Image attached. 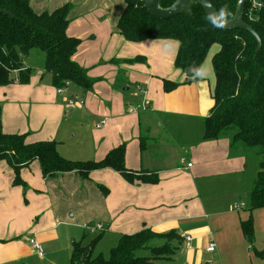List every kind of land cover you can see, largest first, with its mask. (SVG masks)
<instances>
[{
  "label": "crops",
  "instance_id": "obj_1",
  "mask_svg": "<svg viewBox=\"0 0 264 264\" xmlns=\"http://www.w3.org/2000/svg\"><path fill=\"white\" fill-rule=\"evenodd\" d=\"M115 1L30 0L36 12L71 4L66 34L80 39L72 59L96 81L89 91L67 84L57 92L50 75L43 76L44 55L33 48L26 58L34 53L39 62L33 67L25 58L24 66L31 70L28 82L20 83L15 76L0 86V123L4 133L23 134L26 143L56 142L58 153L70 160H100L123 145V164L134 180L108 167L93 170L86 178L76 172L43 176L33 159L19 169L24 185L14 184V170L0 159V264H51V255L57 252H65L70 261L72 244L77 240L83 244L88 234L83 225L96 222L103 225L96 237L115 241L142 228L174 231L181 243L168 260L182 256L183 264L221 260L223 264L228 257H240L242 264L244 255L264 261V250L255 248L253 237L248 240L241 229L252 212L246 206L252 188L243 171L247 155L233 150L227 137L203 138V119L213 105L211 58L219 46L209 48L198 81L165 92L163 79H184L174 66L177 42L126 40L116 28L123 0L120 13L112 9ZM118 72L135 81L139 99L134 104L119 92L125 81ZM71 94L84 98V108L65 106ZM59 101L66 115L73 112L87 128L79 123V128L62 129ZM103 119L105 124L96 127ZM84 129L89 137L84 143L82 134L76 148L68 143L67 152L60 151L66 135L73 139ZM240 203L244 205L235 208ZM93 205L97 208L91 211ZM184 234L191 236L188 249ZM31 237L41 245L42 256L30 245ZM210 242L215 244L213 251L206 250ZM161 260L167 259L156 264Z\"/></svg>",
  "mask_w": 264,
  "mask_h": 264
},
{
  "label": "trees",
  "instance_id": "obj_2",
  "mask_svg": "<svg viewBox=\"0 0 264 264\" xmlns=\"http://www.w3.org/2000/svg\"><path fill=\"white\" fill-rule=\"evenodd\" d=\"M144 1V0H143ZM140 0H123V8L116 28L126 40L172 39L178 44L174 66L181 71V82L162 80L163 90L171 91L180 83L196 82L200 66L213 44L219 49L211 63L215 76L213 105L203 119V138L215 140L227 137L233 150L246 154L253 151L257 158L253 185L247 195V209L264 207V0L254 9L244 0L242 20L260 39L243 28L225 29L213 23L198 4H191L190 12L181 11L167 18H155ZM175 0H159L162 8ZM217 14L231 19L237 0H209ZM70 3L52 11L36 12L30 0H0V86L15 80L27 83L31 74L24 60L33 48L44 54V72L50 75L55 88L72 84L89 91L96 79L87 69L72 59L80 39L66 34ZM13 152V153H12ZM13 154V155H12ZM247 155V154H246ZM0 159H6L14 170V184H23L19 169L37 159L43 176L76 172L86 178L89 172L111 168L128 181L133 177L125 168L124 147L110 150L100 160H70L62 157L54 141L26 143L23 134H6L0 123ZM142 181L155 182L156 177ZM101 188V187H100ZM242 233L252 239L251 218L241 222ZM98 237L88 244L73 243L70 264H156L159 259H171L181 239L174 231L156 233L148 228L132 234H122L105 257L94 250ZM157 243V244H156ZM147 251V255H139Z\"/></svg>",
  "mask_w": 264,
  "mask_h": 264
},
{
  "label": "rangeland",
  "instance_id": "obj_3",
  "mask_svg": "<svg viewBox=\"0 0 264 264\" xmlns=\"http://www.w3.org/2000/svg\"><path fill=\"white\" fill-rule=\"evenodd\" d=\"M121 6H122V0H116L114 2V5L112 6V9L115 11H119V13H120ZM96 9H98V8H96ZM34 51L36 53H38V55H40V53L43 54V52L40 49L35 48ZM28 57H29V60L26 58L27 62H29L31 64V66H33V67L36 66V64L39 62L38 58L35 56L34 53L30 54V56H28ZM16 75H17V73L15 71L11 73V77H13V78ZM43 76H44V78L48 77V73L47 74L44 73ZM117 76L122 77L125 81L123 86L119 87V92L121 93V95L123 97L127 98L128 100H130L133 104L135 102H137L139 99V97H137V93L139 91L136 89L135 81H127L126 77L123 75L122 72H118ZM123 87H128V89L122 90ZM81 99H84V98L81 97ZM59 104L61 105V111L59 114L58 124H60V127L62 129H64L68 126L79 128V123L83 124V128H87L86 121H84L80 117H78L79 119L74 118L73 112H72V114L70 113V114L66 115L65 114L66 110L64 108V104L61 103L60 101H59ZM65 106L67 107L66 102H65ZM72 107L84 108L83 105L82 106L75 105ZM82 134H84V135H82ZM87 134H88L87 129H84L82 133L77 132L75 138H73V139L70 138L68 135H66V140L62 141V142H64V144H61L59 146L60 151L66 153L67 151H65V148L67 147L68 143H71L70 147H73L75 144H78L79 143L78 141L81 138V135H82V143H84L89 138ZM70 136H72V133H70ZM74 147L76 148L77 146H74ZM250 151L251 152L246 153L247 157H246V160L244 162L243 171H244L246 183L250 187H252L255 171L257 170L256 169L257 158H256L255 154L253 153V151L252 150H250ZM96 208H97V205H93L92 208H90V209H91V211H93V209H96ZM88 213L89 212H86V215ZM250 217L252 220L251 221L252 233H253L252 237H253V241H254L253 245L255 248L259 247L260 250H264V207L256 208V209L252 210ZM91 222H94V220H91ZM79 233H80V237H81V235L83 233L82 229H79ZM93 234L88 233L87 235H85V237H83V238H85L83 244H87V243L91 242L98 235V234H94V235ZM118 239L115 241V240H113V238L111 239L110 236H106L105 238L99 237L96 240V243L94 245L95 252L101 253L103 256L106 257L109 254L111 248L117 244ZM79 242H81V240L75 241V243H79ZM72 246H73V244H72ZM138 254L139 255L140 254L141 255H147L148 252L147 251H140ZM220 263L222 264V260L220 261ZM51 264H70V261H69L68 255L67 254L65 255V252H57V253L51 255ZM159 264H183V258H182V256H179L178 259L174 258L173 260H161L159 262ZM223 264H241V259H240V257H228L223 261ZM242 264H264V261L259 259L257 256H254V255H251V260H249V257L247 256V258H246V256L244 255V263L242 262Z\"/></svg>",
  "mask_w": 264,
  "mask_h": 264
},
{
  "label": "water",
  "instance_id": "obj_4",
  "mask_svg": "<svg viewBox=\"0 0 264 264\" xmlns=\"http://www.w3.org/2000/svg\"><path fill=\"white\" fill-rule=\"evenodd\" d=\"M198 3L206 16L216 25L225 29L243 28L250 31L257 40V48L260 46V39L254 30L242 20L244 10V0H237V6L234 16L229 20L222 19L210 4L209 0H175L169 7L162 8L159 0H144V7L155 18H167L181 11L190 12L191 4ZM5 12L4 10H0Z\"/></svg>",
  "mask_w": 264,
  "mask_h": 264
},
{
  "label": "built area",
  "instance_id": "obj_5",
  "mask_svg": "<svg viewBox=\"0 0 264 264\" xmlns=\"http://www.w3.org/2000/svg\"><path fill=\"white\" fill-rule=\"evenodd\" d=\"M140 1H143V0H140ZM249 2L251 3V6L254 9H257V8L261 7V2L259 0H249ZM62 89L63 88H58L57 92H62ZM83 103H84L83 99H81V97L78 96L77 94H71L66 99L67 107H72V106H75V105L82 106ZM105 120L106 119H103V120L99 121L96 124V127L104 125L105 124ZM184 160H185L184 157H181V161H184ZM186 165H187V167H189L191 164L187 163ZM243 205H244V203H240L238 205H235V208L241 207ZM83 227L85 228V230L88 233H91V234L96 233L97 231H101L103 229V225L101 223H99V222L87 223V224H84ZM190 239H191V236L188 235V234H184L182 236V242H183L185 248H187V249L189 248ZM29 243H30V245L32 246V248L34 249L35 253L38 256H42L43 255V249H42L41 245L39 244V242L34 237L29 238ZM214 249H215V244L213 242H210L207 245V247H206L207 251H213Z\"/></svg>",
  "mask_w": 264,
  "mask_h": 264
}]
</instances>
